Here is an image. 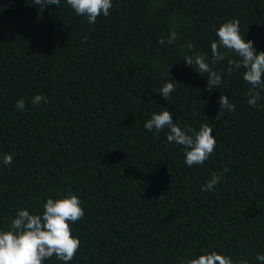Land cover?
Listing matches in <instances>:
<instances>
[{
    "label": "trees",
    "instance_id": "obj_1",
    "mask_svg": "<svg viewBox=\"0 0 264 264\" xmlns=\"http://www.w3.org/2000/svg\"><path fill=\"white\" fill-rule=\"evenodd\" d=\"M233 19L264 51V0H112L95 24L66 0L43 11L34 0H0V230L21 208L41 214L47 198L76 195L85 215L71 224L81 245L67 264H186L211 251L260 264L264 91L251 107L244 69L228 75L238 57L225 49L211 65L223 83L207 90V73L187 65L192 53L181 47L210 62L215 29ZM170 30L177 40L160 45ZM173 81L166 101L159 89ZM36 94L48 103L33 105ZM221 94L234 112L219 109ZM163 110L184 131L212 127L208 160L189 167L167 128L145 129ZM214 173L215 190L202 191Z\"/></svg>",
    "mask_w": 264,
    "mask_h": 264
},
{
    "label": "clouds",
    "instance_id": "obj_2",
    "mask_svg": "<svg viewBox=\"0 0 264 264\" xmlns=\"http://www.w3.org/2000/svg\"><path fill=\"white\" fill-rule=\"evenodd\" d=\"M67 5L77 16H84L89 24H95L99 16L107 17L112 8V0H66ZM35 5L40 6L43 11L47 5H57L60 0H34ZM218 39L210 44L211 61L208 62L204 54L194 51L191 43L181 45L187 47L192 55H185L183 60L187 65L195 67L196 72L201 76L207 73L206 88L211 91L218 89L223 83L222 74L215 71L211 65H215L225 59V52L234 53L238 59L228 60V75L233 70L244 69L242 78L251 85L248 93V104L256 108L261 100V91H264V51H257L253 41L245 40L240 35L239 21L231 20L221 23L216 29ZM177 33L170 30L167 40L162 37L158 39L160 45L165 42L171 45L177 40ZM86 39V38H85ZM177 82H166L158 94L166 101L176 91ZM259 89V90H258ZM33 105L42 102L48 103L43 94H36L32 98ZM219 109H226L234 112L235 105L229 102L227 95H220ZM16 108L23 111L25 108L24 99L16 101ZM264 107V105H261ZM216 118H219L217 113ZM148 131L155 130L156 133L168 129L166 134L167 142L183 146L184 162L187 166L201 165L213 153L216 146V139L213 136L212 127L209 124H202L199 130L188 129L187 131L173 123L172 114L168 110L160 113H153L151 118L144 124ZM13 157L10 154L3 155V164L12 163ZM222 174H212L202 191H213L220 182ZM82 201L76 195H68L62 198H47L43 203L41 214H30L29 211L21 208L17 211L15 218L7 230H0V264H43L53 256L57 260L71 261L80 249L81 241L72 235L71 224L83 219L85 212L81 207ZM256 260L264 264V254H257ZM186 264H234L231 257L217 253L216 251L204 252L198 258L186 261ZM235 264H248L247 260H239Z\"/></svg>",
    "mask_w": 264,
    "mask_h": 264
}]
</instances>
